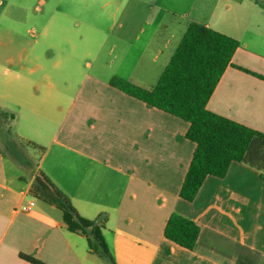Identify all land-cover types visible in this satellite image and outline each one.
Segmentation results:
<instances>
[{
	"label": "crops",
	"instance_id": "obj_1",
	"mask_svg": "<svg viewBox=\"0 0 264 264\" xmlns=\"http://www.w3.org/2000/svg\"><path fill=\"white\" fill-rule=\"evenodd\" d=\"M72 11L36 7L45 14L36 39L15 23L5 43L0 99L34 163L26 167L0 148V264H32L20 254L42 264H110L89 230L69 231L61 210L33 197L39 172L79 216L102 224L116 264H264V176L232 162L224 178L207 176L193 201L181 199L194 149L188 123L109 85L120 78L153 87L185 31L162 13L107 24ZM239 45L231 62L264 76V53ZM206 108L264 133V81L227 67ZM32 201L29 211L19 209ZM171 214L199 227L192 250L164 237Z\"/></svg>",
	"mask_w": 264,
	"mask_h": 264
},
{
	"label": "trees",
	"instance_id": "obj_2",
	"mask_svg": "<svg viewBox=\"0 0 264 264\" xmlns=\"http://www.w3.org/2000/svg\"><path fill=\"white\" fill-rule=\"evenodd\" d=\"M239 46L230 36L190 22L153 87L141 88L120 78L109 81L110 86L123 93L188 123L185 137L194 144V149L179 190V197L187 202L194 200L207 176L224 178L232 162L245 164L264 176V133L206 108L227 67L264 81V76L231 62ZM32 195L61 210L69 231L86 233L89 230L90 238L100 247L101 256L116 264L105 245L102 224L79 216L67 196L42 172L35 177ZM163 234L174 244L192 250L199 227L171 214ZM20 257L32 264H42L26 255L20 254Z\"/></svg>",
	"mask_w": 264,
	"mask_h": 264
},
{
	"label": "rangeland",
	"instance_id": "obj_3",
	"mask_svg": "<svg viewBox=\"0 0 264 264\" xmlns=\"http://www.w3.org/2000/svg\"><path fill=\"white\" fill-rule=\"evenodd\" d=\"M55 5L75 10L77 13L72 11V14L80 20L107 24L112 21L142 23L156 20L157 14L162 13L161 20L174 25L182 33L190 22H195L230 36L239 43H246L248 48L261 54L264 53V0H0V63H3L5 43L15 23L19 24L16 31L22 32L25 28L30 33L34 32V38L26 35L32 42L39 33L37 22L45 19L42 16L45 14L36 13L35 8ZM14 6L28 7L29 12L23 15L11 12L9 8ZM85 6L91 9L85 12ZM135 29L133 26L127 31L134 33ZM117 31L115 27L113 34ZM159 71L158 68V75ZM4 107V99H0V148L8 159L15 157L27 163L26 167H30L34 161L27 159L25 151L19 147L9 120L11 111Z\"/></svg>",
	"mask_w": 264,
	"mask_h": 264
},
{
	"label": "built area",
	"instance_id": "obj_4",
	"mask_svg": "<svg viewBox=\"0 0 264 264\" xmlns=\"http://www.w3.org/2000/svg\"><path fill=\"white\" fill-rule=\"evenodd\" d=\"M33 205H34V202L32 201V202H29L26 205H22L19 209L21 211H23V212H27V211H29L33 207Z\"/></svg>",
	"mask_w": 264,
	"mask_h": 264
}]
</instances>
